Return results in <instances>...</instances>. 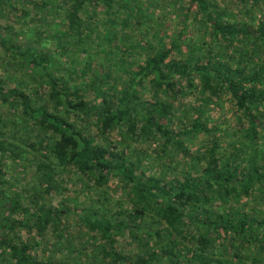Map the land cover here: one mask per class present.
Instances as JSON below:
<instances>
[{
	"label": "trees",
	"instance_id": "trees-1",
	"mask_svg": "<svg viewBox=\"0 0 264 264\" xmlns=\"http://www.w3.org/2000/svg\"><path fill=\"white\" fill-rule=\"evenodd\" d=\"M0 264H264V0H0Z\"/></svg>",
	"mask_w": 264,
	"mask_h": 264
},
{
	"label": "rangeland",
	"instance_id": "rangeland-1",
	"mask_svg": "<svg viewBox=\"0 0 264 264\" xmlns=\"http://www.w3.org/2000/svg\"><path fill=\"white\" fill-rule=\"evenodd\" d=\"M167 5V4H166ZM226 5L228 6V5H230V1H228L227 3H226ZM176 7H178L177 6V4H175L174 6L173 5H168V8H167V13H168V17H167V20H168V24H169V28H167V29H169L170 30V32H173V31H175V27H176V19H174L173 18V16H172V14L175 12V8ZM256 12H257V10H256ZM57 24V23H56ZM60 26H62V25H59V26H52V27H54L52 30L53 31H59V30H61V27ZM160 28V27H159ZM161 29H162V27H161ZM20 31V30H19ZM26 33V34H25ZM27 33L28 32H26V31H21V35L19 36V38H18V43L21 45V46H23L24 48H33V47H35V43L33 42V38L31 37V35H27ZM77 55L76 56H78V54H80L79 52H77L76 53ZM106 60H109V61H114V62H118V63H120V64H122V63H124L125 62V57H122V56H119V57H111V58H107ZM92 69L95 71V69L92 67ZM93 71V72H94ZM90 73H91V71L89 72V74H88V76H90ZM215 116H217V119L218 120H221L219 117H218V115L219 116H221L220 115V113H215L214 114ZM228 116H230V113L228 112ZM224 124H226L225 122H224ZM193 146H194V148L195 149H197L198 148V146H199V141H197V140H195L194 142H193ZM156 166H158L157 168L159 169V165H158V162H156L155 160H153L152 161ZM184 166V162H183V164L182 165H180V168H182ZM196 166L198 167L199 165L198 164H190L188 167L189 168H196ZM113 183H116V179L114 180V182ZM57 203V202H56Z\"/></svg>",
	"mask_w": 264,
	"mask_h": 264
}]
</instances>
